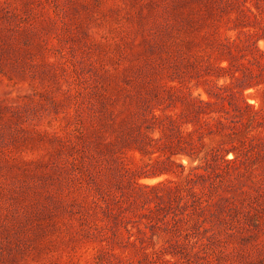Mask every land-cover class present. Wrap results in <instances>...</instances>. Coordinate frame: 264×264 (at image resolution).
Masks as SVG:
<instances>
[{
    "label": "rangeland",
    "instance_id": "obj_1",
    "mask_svg": "<svg viewBox=\"0 0 264 264\" xmlns=\"http://www.w3.org/2000/svg\"><path fill=\"white\" fill-rule=\"evenodd\" d=\"M0 264H264V0H0Z\"/></svg>",
    "mask_w": 264,
    "mask_h": 264
}]
</instances>
